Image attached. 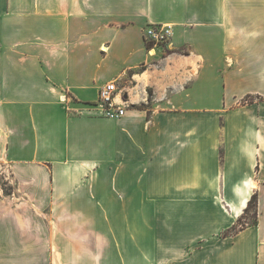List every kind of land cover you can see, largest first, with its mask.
Returning a JSON list of instances; mask_svg holds the SVG:
<instances>
[{"label":"crops","instance_id":"0c3cea01","mask_svg":"<svg viewBox=\"0 0 264 264\" xmlns=\"http://www.w3.org/2000/svg\"><path fill=\"white\" fill-rule=\"evenodd\" d=\"M0 167L57 264H264V0H0Z\"/></svg>","mask_w":264,"mask_h":264},{"label":"rangeland","instance_id":"374dc122","mask_svg":"<svg viewBox=\"0 0 264 264\" xmlns=\"http://www.w3.org/2000/svg\"><path fill=\"white\" fill-rule=\"evenodd\" d=\"M151 45L153 50L155 45ZM62 96L65 97L62 102L70 98ZM26 193L18 190L8 170L0 167V225L3 229L4 246H8V241L17 247L20 264H57L59 255L54 253L53 249H56L53 248V240L49 238L50 228L54 230V223L45 218V208L32 205ZM254 222L255 207L252 205L244 214L240 226Z\"/></svg>","mask_w":264,"mask_h":264},{"label":"built area","instance_id":"2783aa9c","mask_svg":"<svg viewBox=\"0 0 264 264\" xmlns=\"http://www.w3.org/2000/svg\"><path fill=\"white\" fill-rule=\"evenodd\" d=\"M171 36L169 26L149 25L144 30L146 44L154 43L155 46L168 44ZM61 100L65 101V97L62 96ZM95 107L99 108L104 117L110 119H119L126 114L125 103L117 81L108 82L101 87Z\"/></svg>","mask_w":264,"mask_h":264},{"label":"trees","instance_id":"16d2710c","mask_svg":"<svg viewBox=\"0 0 264 264\" xmlns=\"http://www.w3.org/2000/svg\"><path fill=\"white\" fill-rule=\"evenodd\" d=\"M147 47H148L149 49H151V48H152V45H151V44H147ZM256 202H257V197H256V195H253V197H252L251 200L249 201V205H248L247 209H248L250 206H252V205H254V207L256 208ZM247 209H246V211H247ZM255 218H256V212H255ZM241 220H242V219H240V220L238 221V224H236L232 229L228 230V231L225 233V235L232 234V233H235V232L239 231L240 229H243L245 226H244V225L240 226V222H241ZM255 221H256V219H255ZM254 223H255V222H254Z\"/></svg>","mask_w":264,"mask_h":264},{"label":"bare ground","instance_id":"6f19581e","mask_svg":"<svg viewBox=\"0 0 264 264\" xmlns=\"http://www.w3.org/2000/svg\"><path fill=\"white\" fill-rule=\"evenodd\" d=\"M150 53H151V54H154V53H155V51H153V50H152Z\"/></svg>","mask_w":264,"mask_h":264}]
</instances>
